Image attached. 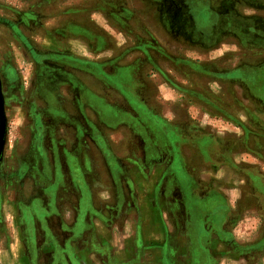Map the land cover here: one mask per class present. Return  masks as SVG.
<instances>
[{
	"label": "rangeland",
	"instance_id": "1",
	"mask_svg": "<svg viewBox=\"0 0 264 264\" xmlns=\"http://www.w3.org/2000/svg\"><path fill=\"white\" fill-rule=\"evenodd\" d=\"M0 87V264H264V0H0Z\"/></svg>",
	"mask_w": 264,
	"mask_h": 264
},
{
	"label": "crops",
	"instance_id": "2",
	"mask_svg": "<svg viewBox=\"0 0 264 264\" xmlns=\"http://www.w3.org/2000/svg\"><path fill=\"white\" fill-rule=\"evenodd\" d=\"M77 26V25H76ZM97 27H99V29H97V31H98V33H99V30L101 31V30H103V28L101 27V26H98V24H97ZM79 27L77 26V29H78ZM68 31H70V32H72V30H69V28H68ZM102 32V31H101ZM75 36H78L79 38H84V39H86V40H88V41H91V39L90 38H88V37H84L83 35H79V33L77 32V31H74V32H72ZM102 33H104V32H102ZM105 34V33H104ZM99 39H100V37H99ZM91 42H93V41H91ZM94 46L95 47H93V50H94V52L95 53H101V52H103V51H105V47H104V45L103 44H101V42H99L98 40L96 41V43H94ZM76 62H78V63H80V64H82V60L81 61H79V60H77ZM102 64H104L103 62H97L96 64H94L93 66H94V70H95V73H96V76H101V79H97V82H100L102 79H103V76H102V74H105L102 70H101V66H102ZM102 73V74H101ZM105 81V80H104ZM72 80H70L68 83H71L72 84ZM95 94H96V97H100V95L101 94H99V93H96L95 92ZM93 95H94V93H93ZM98 95V96H97ZM95 96V95H94ZM102 96V95H101ZM102 97H105V96H102ZM114 112V111H113ZM75 128H76V131H83V128L81 127V125L77 122L76 123V126H75ZM92 128V127H91ZM65 154H66V158H70V160L73 162V164L71 165V166H74V164H76V166H78L79 167V171H80V177H81V179L82 180H84V178H83V172H81V170L83 169L82 168V166H84V162H85V158L83 159V161H80L79 160V158H78V155L76 154H73V153H70V152H65ZM68 164V163H67ZM67 166H69V165H67ZM76 168V167H75ZM70 171H71V178H74V172L70 169ZM82 173V174H81ZM87 194H89L88 192H87ZM97 237H98V234L96 235ZM103 243H106L103 239H102V244Z\"/></svg>",
	"mask_w": 264,
	"mask_h": 264
},
{
	"label": "water",
	"instance_id": "3",
	"mask_svg": "<svg viewBox=\"0 0 264 264\" xmlns=\"http://www.w3.org/2000/svg\"><path fill=\"white\" fill-rule=\"evenodd\" d=\"M5 134H6V120H5V112L3 106V97L1 94V87H0V151L2 150L5 142Z\"/></svg>",
	"mask_w": 264,
	"mask_h": 264
},
{
	"label": "flooded vegetation",
	"instance_id": "4",
	"mask_svg": "<svg viewBox=\"0 0 264 264\" xmlns=\"http://www.w3.org/2000/svg\"><path fill=\"white\" fill-rule=\"evenodd\" d=\"M3 97V96H2Z\"/></svg>",
	"mask_w": 264,
	"mask_h": 264
}]
</instances>
